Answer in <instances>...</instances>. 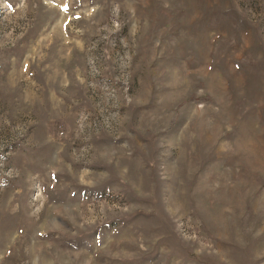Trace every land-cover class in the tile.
<instances>
[{"label": "rangeland", "instance_id": "obj_1", "mask_svg": "<svg viewBox=\"0 0 264 264\" xmlns=\"http://www.w3.org/2000/svg\"><path fill=\"white\" fill-rule=\"evenodd\" d=\"M0 264H264V0H0Z\"/></svg>", "mask_w": 264, "mask_h": 264}]
</instances>
